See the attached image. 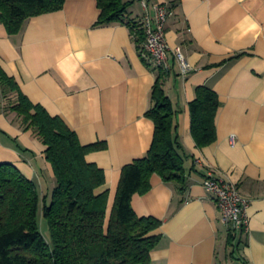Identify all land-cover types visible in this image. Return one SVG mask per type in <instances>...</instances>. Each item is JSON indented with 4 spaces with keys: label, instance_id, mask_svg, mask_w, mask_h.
Here are the masks:
<instances>
[{
    "label": "crops",
    "instance_id": "crops-1",
    "mask_svg": "<svg viewBox=\"0 0 264 264\" xmlns=\"http://www.w3.org/2000/svg\"><path fill=\"white\" fill-rule=\"evenodd\" d=\"M132 1L130 18H145L141 0ZM169 10L166 35L193 70L180 72L173 51L165 91L176 110V125L188 186L179 191L154 175L152 189L135 195L139 217L162 226L152 264H264V0H146ZM97 0H68L56 12L30 18L10 35L0 23V65L23 93L61 117L83 146L103 144L87 155L105 171L108 211L116 199L122 169L151 148L155 124L147 117L159 70L141 55V43L125 23L99 24ZM145 37V34H144ZM215 91L221 102L217 140L199 148L192 135L190 104L198 87ZM47 147L25 130L0 84V163L15 165L41 198L56 186ZM209 170L238 186L249 202L242 241L229 245L219 205L204 187ZM229 261V262H228Z\"/></svg>",
    "mask_w": 264,
    "mask_h": 264
},
{
    "label": "trees",
    "instance_id": "trees-1",
    "mask_svg": "<svg viewBox=\"0 0 264 264\" xmlns=\"http://www.w3.org/2000/svg\"><path fill=\"white\" fill-rule=\"evenodd\" d=\"M68 0H0V23L10 35L21 33L27 20L61 10ZM99 24L121 22L144 42L139 21L130 18L132 1L97 0ZM167 73L159 71L152 92L153 108L147 117L155 124L153 143L141 159L122 169L114 206L109 213L105 171L87 155L103 144L83 146L77 134L59 116L34 104L17 81L0 65V84L25 130H32L47 147L56 186L41 198L37 185L15 165L0 163V264H152L151 254L161 238L155 232L162 221L139 217L132 207L135 195L152 189V177L174 183L183 192L188 186L185 160L176 125V110L166 94ZM221 102L215 91L202 86L190 104L192 135L199 148L217 140L216 118ZM47 221L50 244L41 232L39 213ZM244 233V230H241ZM229 231L228 243L238 249L242 236ZM238 244V245H237Z\"/></svg>",
    "mask_w": 264,
    "mask_h": 264
},
{
    "label": "built area",
    "instance_id": "built-area-1",
    "mask_svg": "<svg viewBox=\"0 0 264 264\" xmlns=\"http://www.w3.org/2000/svg\"><path fill=\"white\" fill-rule=\"evenodd\" d=\"M146 15L141 22L145 42L141 49L143 59L157 70L170 73V53L173 51L168 43L166 25L169 18V10L165 5H155V16L152 18L148 11L146 0H141ZM180 72L188 75L192 66L188 63L182 48L177 47L173 51ZM207 192L216 199L222 213V221L235 231L247 230L248 217L246 215L249 202L241 197L238 186L232 182L217 177L214 170H209L204 180Z\"/></svg>",
    "mask_w": 264,
    "mask_h": 264
},
{
    "label": "rangeland",
    "instance_id": "rangeland-1",
    "mask_svg": "<svg viewBox=\"0 0 264 264\" xmlns=\"http://www.w3.org/2000/svg\"><path fill=\"white\" fill-rule=\"evenodd\" d=\"M42 209H43V207L41 205V210H40V213H39V224H40V227H41V232H42L43 236L47 239V241L50 244H52V239H51V235H50V231H49V226H48L47 221L44 219ZM228 227L230 228L229 225H228ZM228 260L231 262V264H233V259L228 258Z\"/></svg>",
    "mask_w": 264,
    "mask_h": 264
}]
</instances>
